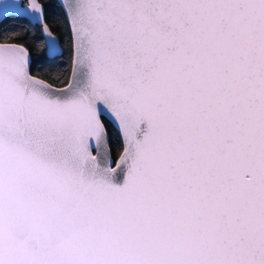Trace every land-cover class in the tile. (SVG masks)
Here are the masks:
<instances>
[{
    "label": "snow or ice",
    "instance_id": "obj_1",
    "mask_svg": "<svg viewBox=\"0 0 264 264\" xmlns=\"http://www.w3.org/2000/svg\"><path fill=\"white\" fill-rule=\"evenodd\" d=\"M61 7L59 75L0 33V264H264V0ZM12 15L63 54L40 0Z\"/></svg>",
    "mask_w": 264,
    "mask_h": 264
},
{
    "label": "trees",
    "instance_id": "obj_2",
    "mask_svg": "<svg viewBox=\"0 0 264 264\" xmlns=\"http://www.w3.org/2000/svg\"><path fill=\"white\" fill-rule=\"evenodd\" d=\"M40 1L45 4L46 23L59 37L62 55L57 56L53 60L46 55L45 50L41 51V49H44V43L39 26L18 15L9 16L8 19L0 22V33L6 35L19 33L22 36V39L18 42L30 46L32 58L31 71L33 74L43 73L47 70L52 75H59V70L67 68L71 63L69 25L64 11L57 0ZM102 119L107 131L111 155L116 157L122 147L118 131L107 118L102 117Z\"/></svg>",
    "mask_w": 264,
    "mask_h": 264
},
{
    "label": "water",
    "instance_id": "obj_3",
    "mask_svg": "<svg viewBox=\"0 0 264 264\" xmlns=\"http://www.w3.org/2000/svg\"><path fill=\"white\" fill-rule=\"evenodd\" d=\"M57 1H58V3L61 5V0H57ZM28 2H29V0H21V4H22V6L27 5ZM40 2H41V1H40ZM41 3H42V2H41ZM62 9H63V8H62ZM63 11H64V9H63ZM64 14H65V12H64ZM65 17H66V15H65ZM26 19H28V18H26ZM28 20H29V19H28ZM66 20H67V23H68V25H69L70 35H71V24H70V20H69L68 17H66ZM29 21H30V20H29ZM31 23H32V22H31ZM37 25L39 26V31H40V25H39V24H37ZM48 27H49V26H48ZM49 28H50V27H49ZM51 31H52V30H51ZM40 34H41V32H40ZM52 34H53V35L58 39V41H59V37H58V35H57L55 32H53V31H52ZM41 36H42V35H41ZM42 38H43V43H44V50H45V53H46V55H48V54H47V50H46V48H45L46 41H45V39H44L43 36H42ZM19 43H21V42H19ZM59 49H60V51H62V46H61V44H60V41H59ZM71 58H72V52H71ZM34 75H35V74H34ZM105 118H107V119L113 124V126L117 129L118 134H119V137H120V140H121V143H122V147H121L119 153L117 154V156H116V157H113V156L111 155V159H112L114 162H118L119 155H121L122 152H123V139H122L121 131H120L119 127L117 126V124H116L113 120H111V119H110L109 117H107V116H105ZM105 131H106V129H105ZM106 134H107V131H106ZM107 139H108V135H107ZM108 147H109V144H108ZM109 150H110V147H109ZM110 154H111V152H110ZM93 155H97L95 149H93ZM112 166L115 167V163H113Z\"/></svg>",
    "mask_w": 264,
    "mask_h": 264
}]
</instances>
